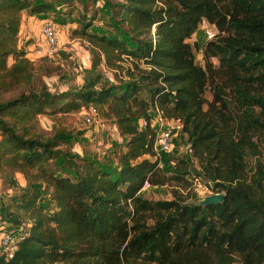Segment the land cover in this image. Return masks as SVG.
Returning <instances> with one entry per match:
<instances>
[{"label":"trees","instance_id":"obj_1","mask_svg":"<svg viewBox=\"0 0 264 264\" xmlns=\"http://www.w3.org/2000/svg\"><path fill=\"white\" fill-rule=\"evenodd\" d=\"M72 1L84 3L58 0ZM52 2L0 0V184L14 190L0 204V225L23 234L0 264H264V0H102L115 33L86 34L90 22L81 23L86 80L59 94L33 75L17 39L21 13L49 16ZM201 24L216 32L197 64L186 40ZM121 55L130 59L126 79L102 80L99 66L115 70ZM88 106L111 117L123 150L114 166L77 157L71 179L56 158L72 136H37L36 117ZM155 110L179 122L198 172L182 159L175 174L162 171ZM187 174L222 201L139 194L145 184H187Z\"/></svg>","mask_w":264,"mask_h":264},{"label":"rangeland","instance_id":"obj_2","mask_svg":"<svg viewBox=\"0 0 264 264\" xmlns=\"http://www.w3.org/2000/svg\"><path fill=\"white\" fill-rule=\"evenodd\" d=\"M51 1H53L54 9L48 13L49 16H33L26 10L21 13L17 39L18 45L25 51V56L31 60L33 75L46 83L50 93L59 94L78 88L86 80L83 70L90 65V44L86 36L81 33V23L90 22L89 27L84 31L86 34H99L101 29L105 34H113L115 31L108 25L109 14H106L107 11L102 0H84L83 4L76 1H72L70 4L60 3L58 0ZM43 19H49L55 24L57 38L54 46H47L41 39L40 26ZM204 29L202 26H198L195 33L186 40L192 45L194 61L197 64L201 63V47L206 40ZM211 29L216 32L214 26ZM121 58L123 61L115 70L99 66L102 80L113 84L117 83L118 79H126L124 71L125 67L129 66L130 59L125 55H121ZM210 61L216 66L215 58H211ZM11 62V58L8 57L6 64ZM141 94L142 92L139 96ZM204 96L209 99L207 91L204 92ZM98 110L99 112L97 111V115L90 125L82 122L79 110L39 114L36 117L37 136L47 138L57 131H63L72 136L60 143L59 154L56 158L61 172L68 174L71 179L74 178V168L70 167L69 162L80 164L77 157L95 159L100 162L109 161V164L114 166L118 152L123 150L124 139L118 135L113 126V120L104 109ZM154 117V112H150L152 128H155ZM171 135L169 147L161 156L162 171L167 175L175 174L174 164L182 159L187 162V170L192 173L198 172L195 160L185 149L186 143L180 136L178 128L173 126ZM68 156L72 158H68ZM247 161L251 163L250 159ZM15 177L19 184H24L21 174L16 173ZM185 178L187 184L179 186L171 180L164 185L145 184L140 188L139 194L149 200L172 199V191H177L180 199L187 203L214 193L210 188L204 187L203 181H199V179L196 181L193 174H187ZM0 194V204H7L8 198L14 194V190H5L0 184ZM1 226L5 230L8 229L6 223Z\"/></svg>","mask_w":264,"mask_h":264},{"label":"built area","instance_id":"obj_3","mask_svg":"<svg viewBox=\"0 0 264 264\" xmlns=\"http://www.w3.org/2000/svg\"><path fill=\"white\" fill-rule=\"evenodd\" d=\"M204 29V35L206 39L212 38L214 35V30L211 29L212 25L201 24ZM40 34L42 41L47 46H54L56 43L57 31L55 29V24L49 19H43L40 26ZM53 51V50H52ZM51 51V52H52ZM51 52H48L49 54ZM154 112V126L152 128L154 131L153 138V150L155 151L156 156L159 152L167 151L169 147V142L171 140V129L174 126L175 128H180L179 122L172 119L164 118L161 113L157 110ZM96 116V111L93 106H88L87 108L81 109V119L84 124H90L93 118ZM150 122V118H149ZM145 124L144 121L139 122L140 126ZM151 126V123H149ZM185 149L190 153L189 143L185 144ZM159 164V162H158ZM196 181L197 178L193 177ZM205 187V186H204ZM206 189V188H205ZM216 193V192H214ZM23 237L20 229H6L0 225V253H3L7 258L11 257L12 252L16 248L17 242Z\"/></svg>","mask_w":264,"mask_h":264},{"label":"water","instance_id":"obj_4","mask_svg":"<svg viewBox=\"0 0 264 264\" xmlns=\"http://www.w3.org/2000/svg\"><path fill=\"white\" fill-rule=\"evenodd\" d=\"M223 199L222 192L210 193L203 196L201 199L197 201V205L199 206H206L209 204H217L220 203Z\"/></svg>","mask_w":264,"mask_h":264}]
</instances>
